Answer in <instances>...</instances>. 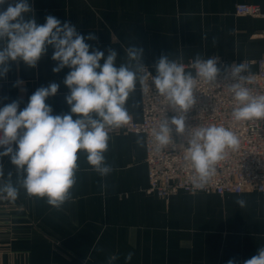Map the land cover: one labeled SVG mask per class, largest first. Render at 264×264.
I'll use <instances>...</instances> for the list:
<instances>
[{"label":"crops","instance_id":"crops-1","mask_svg":"<svg viewBox=\"0 0 264 264\" xmlns=\"http://www.w3.org/2000/svg\"><path fill=\"white\" fill-rule=\"evenodd\" d=\"M240 2L264 10V0H29L38 24L52 15L86 37L94 34L97 40L85 42L105 56L115 49L117 67H135L128 48L142 49V65L155 74L162 55L181 61L217 55L227 62L262 56L264 18L237 15ZM52 52L49 47L36 68L10 62L0 77V107L18 100L22 110L36 89L56 81L60 88L46 103L53 114L70 112L63 84L70 70L53 73ZM140 84L138 80L126 103L137 120L142 117ZM104 156L112 171L102 177L83 150L77 153L72 198L59 210L46 198L29 197L15 166L8 157L0 158V185L10 179L18 188L14 200L0 198V264H110L112 256L111 264H243L264 247V192L181 190L169 197L148 192L140 133L109 134ZM129 253L131 260L126 259Z\"/></svg>","mask_w":264,"mask_h":264},{"label":"clouds","instance_id":"clouds-1","mask_svg":"<svg viewBox=\"0 0 264 264\" xmlns=\"http://www.w3.org/2000/svg\"><path fill=\"white\" fill-rule=\"evenodd\" d=\"M32 13L29 0H0V77L6 76L10 62H23L28 68H36L51 47V59L56 62L52 72L70 70L63 79L69 90L65 100L70 112L53 114L52 107L46 103L60 88L56 81L36 89L22 110L18 100L0 107V158L8 157L15 166L21 175L18 183L29 197L46 198L50 206L59 210L72 198L80 150L87 154L92 170L100 176L112 171L104 156L108 149V130L119 128L131 119L126 103L137 81L143 83V77L138 75L143 71V50L129 47L127 55L130 61L136 62L135 67L131 64L117 67L115 49L109 48L105 56L104 51L85 42L97 40L94 34L86 37L78 33L71 22L62 23L52 15L45 18V23L38 24ZM191 66L195 76L185 70L183 63L169 60L168 56L162 55L155 65L156 75L152 80L155 90L176 112L171 119L165 117L158 128L152 129L157 150L173 143V128L178 134L186 133V116L196 103L197 78L216 83L221 73L215 57L202 59L197 55ZM245 72L242 63L225 68V79L232 81L235 102L232 119L264 120V95H253L245 86L252 83ZM238 144L237 136L223 125L188 130L184 147L194 187L204 188L227 150L236 149ZM3 175L0 168V177ZM17 195L18 188L10 179L0 185V198L14 200ZM237 203L243 207L246 202L239 199ZM131 258L132 253H129L126 259ZM115 259L116 256H112L110 264ZM228 264L235 261L229 260ZM243 264H264V247Z\"/></svg>","mask_w":264,"mask_h":264},{"label":"built area","instance_id":"built-area-1","mask_svg":"<svg viewBox=\"0 0 264 264\" xmlns=\"http://www.w3.org/2000/svg\"><path fill=\"white\" fill-rule=\"evenodd\" d=\"M239 16L264 18V10L259 4L240 2L235 6ZM218 67L221 73L216 83H209L197 78L194 87L195 105L187 113L185 120L186 133L178 134L173 128L172 141L169 146L157 150L152 136V129L158 128L164 118L171 119L176 115L164 97L158 95L152 83L155 74L149 67L141 72L143 83L140 84L142 98V117L140 120L131 117L129 122L119 128L108 130V135L119 131L140 133L144 135L146 163L148 167V192L169 197L184 190L190 193L215 192L220 195L241 193L246 190L264 192V120L234 121L232 110L235 107L232 81L225 79V68L233 64H243L252 79L246 84L253 95H264V55L257 58H245L227 62L220 56ZM208 57V58H210ZM207 59V58H204ZM190 59L183 63L185 70L192 72ZM223 125L229 128L239 140L236 149H228L223 160L217 163L216 172L202 189L192 183V169L186 159L187 131L198 126Z\"/></svg>","mask_w":264,"mask_h":264},{"label":"rangeland","instance_id":"rangeland-1","mask_svg":"<svg viewBox=\"0 0 264 264\" xmlns=\"http://www.w3.org/2000/svg\"><path fill=\"white\" fill-rule=\"evenodd\" d=\"M264 55V54H263ZM222 58V57H221ZM191 59H193V58H191ZM223 59V58H222ZM188 60H190V59H188ZM188 60H186V61H188ZM175 61H180V62H186V61H181V60H175ZM143 67H149L151 70H152V68H151V66H149V65H143ZM153 72V71H152ZM154 73V72H153ZM155 74V73H154ZM156 75V74H155ZM141 76H142V74H141ZM141 92V91H140Z\"/></svg>","mask_w":264,"mask_h":264}]
</instances>
